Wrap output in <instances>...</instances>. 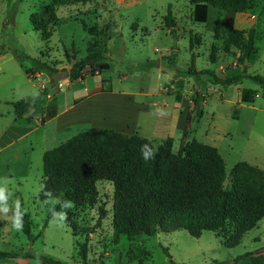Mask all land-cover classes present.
Here are the masks:
<instances>
[{
  "label": "rangeland",
  "instance_id": "1",
  "mask_svg": "<svg viewBox=\"0 0 264 264\" xmlns=\"http://www.w3.org/2000/svg\"><path fill=\"white\" fill-rule=\"evenodd\" d=\"M258 1L253 0L252 8L245 13L257 32V53L246 63L240 59L238 48L227 50L225 23L236 15L209 6L207 21L195 22L192 17L195 6L191 0H93L60 6L57 9L60 23L50 42L44 41L41 33L33 29L31 17L42 15L52 0H0V113L14 114L12 102L36 95L39 92L36 84H46L41 80L29 81L25 69L32 68L33 63L28 57L56 64L60 71L70 70L75 62L87 56L92 40L83 23L89 27L97 25L106 36L110 70L93 80L100 86L112 84L115 92L133 93L131 96L140 110L139 129L131 126L127 134L139 133L153 140L155 146L172 137L175 152L194 139L214 146L226 163L227 175L239 162L264 170L261 87L249 78L226 90L208 80L201 86L187 74L193 54L197 71L211 69L225 78L246 69L251 75L264 76V1L261 4ZM169 12H172L173 27L167 19ZM216 22L223 24L217 35ZM173 52L177 62L171 65L168 57ZM103 79L108 82L103 83ZM69 80L55 85L50 98L68 88L66 95L71 96L72 87L66 86ZM246 89L257 91L255 102L238 104L236 99ZM197 96H203L200 116L199 108L194 105ZM54 125V121L47 125L46 135L43 129L34 134L32 165L12 164V175L1 173L0 189H4L7 199L0 207L6 205L8 211H0V251H34L62 264H82L78 242L88 240V264H193L199 261L232 264L264 246V218L234 248L225 247L210 231L204 232L201 239L187 231H176L142 235L134 241L122 235L116 240L111 226L114 187L106 181L98 183L99 196L93 206L87 203L77 206L62 196L42 201L38 196L43 152L81 132L76 127L57 132ZM16 199L21 202L19 211L30 215L34 241L23 229L16 230L11 224ZM68 202L74 207H69ZM57 205H62L61 213L66 214V219H61V213L48 218ZM100 206L108 210V217L100 218ZM142 250H147L150 256L145 257ZM0 264L44 262L34 258L0 259Z\"/></svg>",
  "mask_w": 264,
  "mask_h": 264
},
{
  "label": "trees",
  "instance_id": "2",
  "mask_svg": "<svg viewBox=\"0 0 264 264\" xmlns=\"http://www.w3.org/2000/svg\"><path fill=\"white\" fill-rule=\"evenodd\" d=\"M93 0H52L40 16L32 15L33 29L41 33L44 41L50 42L59 19L57 9L89 3ZM253 0H191L195 6L193 20L206 22L208 7L234 15L245 14L252 8ZM264 1V0H263ZM167 19L173 27L172 12ZM235 19L225 23L228 34L227 47L240 50V59L251 60L257 53V32L251 27L241 29L235 26ZM84 29L90 33L87 56L75 62L70 69V81H84L87 77L101 75L110 70L108 62L106 36L97 25ZM216 22V35L222 28ZM33 67L25 69L32 80H40L42 73L48 74L50 82L34 96L13 103L17 118L27 116L28 120L46 108L42 122L53 118L57 113V97L51 99L50 92L53 77L60 70L56 64L28 57ZM171 65L176 64L177 55L168 57ZM195 57L191 55V64L187 74L202 84L208 80L224 90L236 85L244 78L254 80L262 89L264 96V76L243 72L222 78L214 70L194 69ZM257 91H242L241 102H255ZM203 96H197L194 105L197 114L201 108ZM237 117V113H234ZM191 116L188 115V121ZM155 155L145 161L141 146ZM109 182L114 187L111 226L118 240L126 235L134 241L142 235L154 236L158 233L187 231L192 237L200 238L204 232H213L227 248L242 244L245 235L256 229L264 218V170L248 162L237 163L231 174L227 175L226 163L219 150L196 139L174 151V139L168 137L155 146L154 141L139 133L128 135L111 129L83 131L45 152L43 157V176L39 199L67 197L77 206L96 205L99 190L98 183ZM50 192L51 196L45 193ZM63 211L62 205L55 206L48 215L53 218ZM22 213V212H21ZM23 214V213H22ZM100 218L108 217V210L99 207ZM23 231L31 241L32 222L29 214H23ZM149 257L147 250H142ZM88 240L78 242V254L82 264H88ZM41 259L44 264H62L34 251L18 253L0 251V259ZM241 264H264V254L248 253L236 260ZM173 264H183L176 263ZM213 264H229L214 261Z\"/></svg>",
  "mask_w": 264,
  "mask_h": 264
},
{
  "label": "crops",
  "instance_id": "3",
  "mask_svg": "<svg viewBox=\"0 0 264 264\" xmlns=\"http://www.w3.org/2000/svg\"><path fill=\"white\" fill-rule=\"evenodd\" d=\"M262 1L260 0L257 3L261 4ZM246 15L235 16L236 27L246 29L253 25L252 19L248 20ZM101 76L102 74L90 76L79 82H71L69 80L66 86L72 87L71 96L66 95V91L70 88L65 92L56 93L58 100L57 113L53 118L45 122H42V119L46 115V106L31 120H28L27 116L17 118L15 112L13 114L11 111L0 113V178L2 177L1 173L8 172V175L13 174L11 170L12 164L27 163L32 165L33 158L31 153L35 152L34 134L43 129V133L46 135L47 125L52 121L55 122L54 129L57 132L76 127L80 128L81 132L111 129L127 134L126 132H130L131 126L135 130L139 129L137 115H139L140 110L136 106L133 96H131L134 94L126 91L115 92L112 84L106 83L100 86L99 82L93 79ZM28 79L29 81L31 80L30 77ZM102 82L108 81L103 79ZM36 85L39 90L45 86L43 83ZM49 97H51L50 94ZM236 101L238 104L241 103V96H238ZM44 154L45 152H43V157ZM203 262L199 261V263L193 264H204ZM232 264L241 263L234 261Z\"/></svg>",
  "mask_w": 264,
  "mask_h": 264
},
{
  "label": "clouds",
  "instance_id": "4",
  "mask_svg": "<svg viewBox=\"0 0 264 264\" xmlns=\"http://www.w3.org/2000/svg\"><path fill=\"white\" fill-rule=\"evenodd\" d=\"M147 146L146 145H142L141 146V154H142V158L145 161H148L150 159H153L155 157V155L149 151H145V148ZM46 196H51L50 192L45 193ZM7 199V197L4 195V189H0V204H3V202ZM68 206L69 207H74V204L72 202H68ZM21 207V202L19 199H16L14 201V208H15V213L13 215V217L11 218V224L13 226V228H15L16 230H22L23 226H24V221L22 219V213L19 211ZM0 211L6 213L8 211V206H3L0 207ZM61 219H66V214L61 213L60 214Z\"/></svg>",
  "mask_w": 264,
  "mask_h": 264
},
{
  "label": "water",
  "instance_id": "5",
  "mask_svg": "<svg viewBox=\"0 0 264 264\" xmlns=\"http://www.w3.org/2000/svg\"><path fill=\"white\" fill-rule=\"evenodd\" d=\"M246 63H248V60H246ZM70 77V70H63L60 71L58 73H56L53 77V81H52V85L55 86L58 83L64 81L65 79H69ZM40 80L44 83H48L50 82V77L48 76V74L46 73H42L40 75ZM254 255H261L264 254V246H262L261 248L257 249L256 251L253 252Z\"/></svg>",
  "mask_w": 264,
  "mask_h": 264
}]
</instances>
